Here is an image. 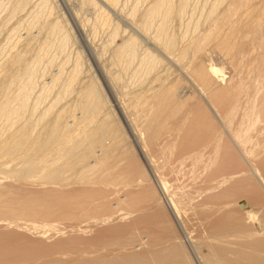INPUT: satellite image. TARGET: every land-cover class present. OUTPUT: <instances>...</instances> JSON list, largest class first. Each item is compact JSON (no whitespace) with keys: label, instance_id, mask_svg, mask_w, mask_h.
I'll use <instances>...</instances> for the list:
<instances>
[{"label":"bare ground","instance_id":"obj_1","mask_svg":"<svg viewBox=\"0 0 264 264\" xmlns=\"http://www.w3.org/2000/svg\"><path fill=\"white\" fill-rule=\"evenodd\" d=\"M194 1L195 10H200L195 20L194 11L187 10L191 0H150L144 5L145 16L138 30L123 38L111 53L116 63L133 66L134 75L136 64L150 72L160 56L150 49L140 51L141 40L137 39L141 38L136 34L148 32L155 17L159 24L150 38L152 46L161 49L164 59L180 50L174 61L168 59L173 70L166 72L177 75L178 80L161 85V112L150 109L149 101L135 110V123L147 133L143 141L121 114L148 175L125 149L113 156L114 140L105 116L98 123L87 122L68 140V131H75L86 115L98 111L105 102L94 80L79 94L77 108L74 105L78 115L68 116L67 121L62 109L43 126L39 123L49 110L35 126L22 123L21 118L28 121L23 115L31 92L25 86L0 107V127L17 125L5 134L0 132L1 137L7 135L0 139V173L5 175L0 176L1 222L23 220L28 228L39 224L37 231L47 229L55 232L52 235L62 233L55 223L75 222L77 226H73L79 228V221L84 220L86 227V221L95 227H89L90 234L95 232L87 237L88 233L79 234L81 228H73L77 232L72 233L68 224L66 232L70 234L54 235L57 239L48 242L42 237L44 232L34 229L35 234L42 233L38 237L28 233L33 229L17 231L13 229L16 222L13 226L9 222L13 230L7 222L8 230L4 221V228L0 223V264H194L172 223L195 232V241L207 249L199 256L203 264H264V213L258 217L259 227L253 224L256 220L249 222L264 210V0ZM104 2L114 6L118 0ZM3 4L0 2V8ZM24 6L21 1L15 10ZM135 14L133 9L129 17ZM188 14L193 23L182 26ZM100 15L107 24L108 14ZM174 18L181 21L180 29L184 30L178 42L179 36L170 29ZM38 23L34 17L31 28ZM58 29L55 24L49 30ZM118 33L115 28L112 35ZM179 43H183L181 49H177ZM15 55L0 64V72L6 75V84L0 81L4 94L13 79L7 70L24 64L22 52ZM213 56L223 58L232 68L228 67L230 77L223 85L220 82L225 73H216L217 66L210 62ZM205 62H210L209 67ZM35 64L27 65L24 71L28 79ZM79 73L76 63L61 93H70ZM3 159L16 166L8 170Z\"/></svg>","mask_w":264,"mask_h":264},{"label":"rangeland","instance_id":"obj_2","mask_svg":"<svg viewBox=\"0 0 264 264\" xmlns=\"http://www.w3.org/2000/svg\"><path fill=\"white\" fill-rule=\"evenodd\" d=\"M21 1L25 3L24 8L15 10L16 5ZM149 1L150 0H148V2L147 1L141 2V0H118L117 4H115L114 6H110L107 3H105L104 0H0V2H4V4L0 8V26H1L0 27V64L1 65L2 63L4 64L6 58H13V55L15 54L19 55V53L21 54L22 52V55L24 56L23 65L19 66V68L12 67L7 70V74L8 75L11 74L13 76L12 77L13 79L8 92L6 94L0 92L2 93L0 94V107L5 105L12 98H14L18 94L20 88L25 86L27 90L31 89L30 92L31 95L29 94V104H28L29 107H27L28 109H26L28 113L25 112L23 115V117L26 118V120L28 121H25L24 119L21 118L22 123L27 122L28 124H32V126H35L37 124L39 117L44 112L49 110L48 115L46 116L44 121L39 123V127H40L43 126L48 121V119L54 115V113L56 114L59 110L62 109L64 113V119L67 118L68 116H71L72 114L75 115V113H77L76 115H78L79 112L76 109H74V105L78 103L81 99L79 94L81 91L84 90V88L91 80H94L99 85L102 91V95L105 97V102L103 105L100 106L98 111L86 115V117L76 125L75 131H71V132L68 131L67 133L68 140L71 141L79 130H83L87 126V122L94 120L96 123H98V121L101 118H104L105 116L110 121L109 129L111 130L112 139L114 140L113 156H115L121 148L125 149L126 151H128L130 155L136 158V160L138 161L141 167V170H144L148 175L147 168L145 167V164L142 160L143 158H141V156L136 151L135 149L136 147H134L133 140L131 138V135L129 134V130L126 127V124L123 123L124 121L121 118V114H123V116L127 118L128 122H130L131 124L130 128L132 129V131L133 129L134 130L136 129V135L140 138V141H143L144 136H146L147 133L146 131L140 130L138 128L139 124L135 123L136 117L134 116L137 113L135 112V110H137L141 104L149 101L150 109H157L158 113L161 112L163 108V104H161L162 98L160 95L161 94L160 89L163 86L177 83L178 76L177 75L174 76L173 74L171 75L172 72L167 73L166 71H169V69L173 70V68H171L172 64L169 63V60L174 61L177 55L180 54V50L178 52L176 51L177 53L174 52L173 57L168 56L167 59L165 57L166 59L165 60L164 57H162L165 56V54L160 55L163 54L161 49L158 46L157 47L152 46L153 43L151 44L152 41L150 38L154 36V32H156L155 29L159 24V18L155 17L151 20V25L148 32H145V34L140 32L139 35L138 34L139 31H138L136 34L137 36H139V38H141V39H137L139 41L141 40L140 42L138 41L141 45V48H139L140 51H143L144 49H150L154 51L153 53H155V55L159 54L158 57L160 56V59L158 58L156 65L150 72L145 73L142 69L138 68L136 64L135 69L138 70V72L136 75H134L133 72L135 70H133V66H131L130 68H126L122 62L116 63L111 59L112 57L111 53L115 47L121 45L123 38L131 35L134 31L136 32L138 30L139 25L142 23V18L145 16L146 6L144 7V5H147ZM92 2H94L96 5L93 4ZM193 2L195 3L194 0ZM194 3L192 4V0H191L190 7H188L187 9V10L190 9L188 11L189 13L194 11L193 20H195L196 18L199 19L200 16V14H198L200 10L198 9L195 10L196 5ZM191 4L195 6L194 10L193 9L191 10V8L193 7ZM98 9L100 10V12L98 11ZM133 9L136 10V14L134 15L133 18L132 17L130 18L129 13H131ZM102 12L108 14L107 16L109 19L107 18L108 19L107 24H105L102 21L104 20L103 18L101 19L100 13ZM34 17L36 20H39V23L37 26L35 25L34 27L32 25L31 28L30 22L34 19ZM127 17H129L130 19ZM188 17L189 14L186 16L187 21L184 20L185 23L182 24V26L184 25L186 27L185 24L188 23L189 21L191 24L193 23L192 22L193 20L191 21L187 19ZM174 19L173 21H175V23L171 21L172 25L170 23L171 25L170 29L172 28L174 30L175 36L176 35L179 36V38L177 37L178 38L177 42H178L180 39V35L183 33L184 30L180 29L182 28V26H180L181 21H179L178 18H176L175 20ZM127 20L128 21L131 20V21L128 22ZM4 22L5 23L8 22V23L5 24ZM55 24L58 25L59 32L49 30ZM191 24L188 25L191 26ZM185 27H183V29H185ZM115 28H118L119 33L114 37L112 33ZM64 37H66L67 39H64ZM112 38L114 39L113 42H111ZM109 42H111L112 44ZM182 44L181 43H179V45L177 44L178 46H180L177 47V49L178 48L181 49ZM158 51L161 52L159 53ZM217 59L218 58H214L213 56L210 58L211 60L210 62L213 63L211 65L215 64L217 66V67H214L215 65L213 66L216 69V73L218 72L220 75L224 73L228 74V75L224 74V76L226 77L223 79L222 82H220L223 85V82L225 84L227 82L225 80L229 79L228 77H230V72L228 71H231L229 69L232 68L229 64L227 65L226 61L223 58L219 57V59L218 60ZM34 61L36 62V64L32 66V70H31L33 71V74L28 79V75H26L27 71L26 72L24 71L26 70L27 65L34 63ZM76 63H78L80 69L78 79L71 87L69 91L70 93L66 94L62 92L63 93L62 94L61 91H63L64 89L63 86H65L64 83L66 77L68 76V73L71 72L74 64ZM209 63L207 64V62H205V65L208 66ZM228 67L230 68L228 69ZM2 73L3 72H0V81L5 83L6 75L5 73L3 74ZM55 75L58 76L56 77ZM112 79H116V80L112 81ZM2 82H0V87L4 85V83L3 85H1ZM45 90L47 91V93L43 94ZM59 94L63 95V97H61ZM39 95H43L41 96V100L38 99ZM59 96L61 97V99L57 104H55L54 101ZM117 103L120 106H118ZM73 110L76 111L73 113ZM31 111L32 113H30ZM107 114L110 116L109 117L106 116ZM67 119L65 120L67 121ZM21 120L17 123L18 125L19 123L21 124ZM134 125H136V127ZM15 127L13 126L10 129L6 127H0V132H3V134H5V131L8 130L12 131L13 129H15ZM9 133L11 132H6V134ZM6 136L7 135L5 136L3 135L2 136L3 139ZM2 137L0 136L1 140H3ZM105 143L107 145L109 141H106ZM157 147H159V145H157ZM143 150L145 149L142 146V151ZM5 161H7V159L2 160V162L5 163L4 165L7 166L6 168H8L9 170L11 167L12 169L15 162L13 163L11 162L12 164L11 166L10 162L7 165L6 164L7 162ZM0 176L3 177L5 175L1 174ZM9 181H12V179ZM262 213H264V210L260 213V215L257 216L256 214L257 219L254 218L253 221H249V222L253 223L256 220L253 224L254 225L256 224V226L259 227L258 217H260ZM164 214H168V213H164ZM245 218L249 220L246 214H245ZM113 219H110L111 222ZM117 220L121 221L119 219ZM4 221L6 225L8 222L10 229H12L13 223L16 222V221L13 222V220L12 221L3 220L1 222L0 220V223L2 224ZM83 221L82 220L79 221L83 227L80 224L78 225L81 227L79 228L77 227L78 229L81 228L78 231L79 234L81 232L82 234L80 235H83L85 232L88 233L87 234L88 236L87 235L85 236L87 237L92 236L93 233L95 232L92 231L93 233L90 234L92 228L90 230L89 227L90 226L93 227V224L90 223L92 221L89 222L86 221L87 226L89 225L88 227H86ZM9 222L10 223L13 222L12 226ZM25 223L26 222L23 220H20V223L19 222L14 223V225L16 224L17 226L15 227L13 226V229L15 230L18 229L17 231L26 230L25 232H27L29 229L34 230L35 228L37 229V227L39 226V224L38 226L36 224V227H32V225H29L30 228H28L27 225L25 227ZM72 223L75 225V222H70V223L66 222V224L64 223L66 228L63 226L64 225L63 223H55V224L56 226H59L57 228H59L62 233L64 232L65 234L66 233L70 234L69 232H66L68 231V228L69 230L73 228L77 229L76 227L73 226ZM83 223L85 226L83 225ZM18 224H20L19 227ZM68 224L72 228L71 227L67 228ZM104 224L105 222L101 225L103 226ZM172 224L173 226H175V230L178 233L177 235L179 236L181 234L180 235L181 237L177 236L178 240L179 241L181 240L180 243L183 245L184 248H186L185 250L188 251L187 254L191 256L189 258H192V263L195 262L194 264H203L201 260L202 258L199 259V256L200 257L204 256L207 253L206 251L207 249L202 244L200 245L198 241H195L196 238L193 237V235H195L194 234L195 232H193L192 234V232H190V230L188 231V228L184 227L183 224H178V226L176 223L175 225L174 223ZM8 225L7 227H5V229L9 228ZM2 226H3L2 228H4L3 224ZM64 228L65 230H63ZM93 228L95 230V227ZM183 228L186 229L184 230V232H182ZM74 229L72 233L77 232L78 230L77 229L75 231ZM35 230L33 231L34 233L32 232V230L31 232L29 231L28 233H31L33 235L37 231ZM38 231L42 233L44 232L45 235H43L42 237L43 239L45 237V239L48 240V242L54 241L55 239H57L56 237L58 236L62 237L63 235L64 237L65 235L62 233H61L62 235L60 233L52 235V232L54 231L51 232L43 228L39 229ZM40 232L39 234H35V235L41 237L40 235H42V233L40 234ZM54 235L57 236L55 237ZM184 239L185 240L187 239V241H185ZM193 244L196 245L199 244L198 245L199 247L198 246L196 247V245L194 246ZM134 247L137 246L134 245ZM135 249H138V247ZM199 249L200 251H198ZM198 252L199 254L200 252L202 254L199 255Z\"/></svg>","mask_w":264,"mask_h":264}]
</instances>
